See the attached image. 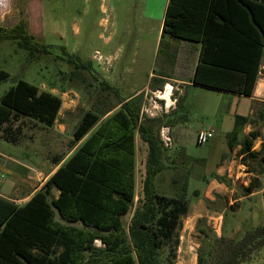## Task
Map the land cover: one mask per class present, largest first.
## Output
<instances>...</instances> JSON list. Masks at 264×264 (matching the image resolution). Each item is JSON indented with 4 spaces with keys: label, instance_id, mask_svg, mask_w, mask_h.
<instances>
[{
    "label": "trees",
    "instance_id": "16d2710c",
    "mask_svg": "<svg viewBox=\"0 0 264 264\" xmlns=\"http://www.w3.org/2000/svg\"><path fill=\"white\" fill-rule=\"evenodd\" d=\"M166 37L200 44L193 84L250 96L264 55V0H169L159 45ZM0 39L15 41L30 58L48 53L49 46L30 35L23 20L0 28ZM8 77L0 70V81ZM150 82L151 90L163 86ZM140 94L119 99L101 114L84 112L73 131L72 153L62 163L54 160L60 163L57 169L23 205L0 197V264H176L164 262L161 250L188 212L190 176L175 173L167 190L172 194L160 191L159 180L170 166L159 130L170 121L142 116ZM176 103L175 109L181 107ZM61 104L59 96L17 80L0 98L4 139L12 135L7 123L14 117L52 127ZM260 106L252 115L235 114L224 135L228 152L237 149L239 164L254 175L242 188L243 196L258 189L264 195V138L256 150L258 132L244 131L264 123V103ZM136 135L147 146L138 195ZM262 247L264 224L245 230L241 238L214 235L207 251H198L195 264H240Z\"/></svg>",
    "mask_w": 264,
    "mask_h": 264
},
{
    "label": "rangeland",
    "instance_id": "374dc122",
    "mask_svg": "<svg viewBox=\"0 0 264 264\" xmlns=\"http://www.w3.org/2000/svg\"><path fill=\"white\" fill-rule=\"evenodd\" d=\"M164 1L40 0L45 23L40 40L49 46L47 54L30 58L15 41L0 39V70L9 74L7 80L0 81V98L23 79L40 90L52 89L63 101L52 128L26 117H14L7 123L12 129L9 141L0 128V194L21 199L41 188L54 160L64 159L71 152L73 131L84 112L101 114L119 99L148 85L138 97L141 115L170 121V126L160 128L159 137L172 168L162 173L159 189L168 192L175 173L187 172L190 176L186 195L189 211L182 216L174 238L163 245L162 259L166 263L171 259L176 264H195L198 251H207L214 235L241 238L245 230L264 224V195L258 189L243 196L242 188L254 175L236 158L226 154L213 160L220 151L226 152L224 131L231 130L234 115L243 112L228 95L195 84L173 86L168 82L172 89L166 104L171 106L165 109L162 97L150 92L148 76L159 69L165 48L158 42L154 50ZM107 37L110 40L106 43ZM78 63L87 67L80 68ZM103 82L114 91L107 90ZM164 85L158 88L162 94ZM177 100L181 107L175 109ZM206 129L214 130L213 137L197 144V133ZM252 129L259 134L254 141L257 150L264 138V123L244 127L246 133ZM135 147L138 195L147 157V146L138 135ZM215 175L225 181H216ZM240 264H264V247Z\"/></svg>",
    "mask_w": 264,
    "mask_h": 264
},
{
    "label": "crops",
    "instance_id": "0c3cea01",
    "mask_svg": "<svg viewBox=\"0 0 264 264\" xmlns=\"http://www.w3.org/2000/svg\"><path fill=\"white\" fill-rule=\"evenodd\" d=\"M85 1L88 2L90 0H85ZM168 3L169 0L164 1V4L162 5V14L158 18L159 28L156 35L154 50L156 48V44H158V42L160 41V39L158 38L159 34L161 38L162 24ZM101 8L103 9V6H101ZM20 20H23L26 31L30 35L34 36L37 41L43 43L40 39L42 38V33L44 32L45 29V23L42 18L40 0H0V28H6V29L12 28L15 25H17L20 22ZM75 31L79 33L78 28H76ZM109 40H110L109 37L105 38L106 43ZM164 46L165 48L160 56L159 69L149 74L148 76L149 82L154 79L159 83L163 82V85L168 84L171 86L172 83L173 86L174 84L177 86H181L184 84L192 85L193 83L191 81L198 61L200 44L190 40H184V39L176 40L166 37ZM168 82H172V83L169 84ZM147 86L148 85H146L142 89H139L138 91H135L133 94L128 95V97L129 96L134 97L138 95L139 93H141V91L146 89ZM158 90L159 89L156 88L150 92H154ZM48 91L59 96L52 89ZM214 91H217V93L220 95H228L230 97L229 99L231 100V102L232 101L234 102L235 107H239L240 109L243 110L242 114L240 115H244V116L252 115L255 112V110L258 108V106L264 103V55H262L260 69L256 77L254 87L252 89V93L250 96H244L236 93H230V92H224L218 90H214ZM62 104L58 111L56 121L58 119L60 110L62 108ZM54 126L55 124L52 127ZM52 127H47V128H52ZM229 131H224V135ZM74 148L75 147L71 149V152L67 155V157L72 153ZM236 151L237 149H235L233 152L230 153L228 152V149L226 147V152L220 151L218 154L215 155L213 160H220V158L224 157L226 154H229L237 159ZM67 157L61 159L60 163H62ZM59 164L58 165L54 164L53 169L50 171V173H48L49 174L48 176H50L57 169ZM34 191H36V189H34ZM34 191L30 193V196L33 194ZM30 196L27 195L21 199H15L0 194V197L13 202L17 206L23 205L30 198ZM177 247H176V252L178 250Z\"/></svg>",
    "mask_w": 264,
    "mask_h": 264
},
{
    "label": "built area",
    "instance_id": "2783aa9c",
    "mask_svg": "<svg viewBox=\"0 0 264 264\" xmlns=\"http://www.w3.org/2000/svg\"><path fill=\"white\" fill-rule=\"evenodd\" d=\"M167 85H168V84H165V85H164V87H163V93L167 90ZM170 89H172V88H170ZM156 92H157L159 95L161 94V91H160V90L153 92V94L156 95ZM156 97H157V96H156ZM169 100H170L171 103H173V100H172L170 97H169ZM160 101H161V102H162V101H165V104L163 105V107H164L165 109H168V108L171 106V104H170V105H167V104H166V99H165V98H161ZM213 135H214V130H212V129L201 130V131H199V132L197 133V135H196V143H197V144H203V143H206L209 139H211V138L213 137ZM162 137L165 139V135H164V134H162Z\"/></svg>",
    "mask_w": 264,
    "mask_h": 264
},
{
    "label": "bare ground",
    "instance_id": "6f19581e",
    "mask_svg": "<svg viewBox=\"0 0 264 264\" xmlns=\"http://www.w3.org/2000/svg\"><path fill=\"white\" fill-rule=\"evenodd\" d=\"M170 88H171V86L170 85H167V90L163 94L161 93V95H158V96H160V98L162 97V98L168 99L169 89Z\"/></svg>",
    "mask_w": 264,
    "mask_h": 264
}]
</instances>
